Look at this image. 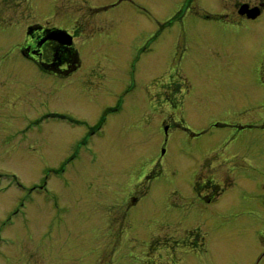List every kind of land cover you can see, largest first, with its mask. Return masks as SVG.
Returning <instances> with one entry per match:
<instances>
[{
    "label": "rangeland",
    "instance_id": "1",
    "mask_svg": "<svg viewBox=\"0 0 264 264\" xmlns=\"http://www.w3.org/2000/svg\"><path fill=\"white\" fill-rule=\"evenodd\" d=\"M85 1L0 0V264H164L158 242L168 239L175 245L177 226L167 234V224L149 213L148 205L163 200L158 194L165 183L162 175L177 164H190L186 154L196 148L191 151L181 140V157L177 140L164 146V126L172 125L181 136L182 126L201 133L216 121L259 119L251 113L228 116L224 106L232 98L223 85L215 90L209 78L197 79L209 105L198 112L197 127L183 108H173L182 104L193 81L183 76V65H167V72L173 35L163 28L209 26L189 16L171 22L183 14L184 0ZM113 4L118 5L101 10ZM37 24L67 30L76 69L62 73L52 67L48 77L22 58L27 28ZM210 30L199 29L205 47L211 36L219 37ZM263 36H248L240 54L261 51ZM206 57L194 58L198 73L215 68ZM69 74L75 77L65 79ZM182 85L186 88L179 92ZM209 93L214 97L208 99ZM120 101L122 113H110L102 132L82 145L107 109H116ZM248 137L260 134L212 129L194 146L207 157L220 143ZM164 149L163 163L175 165L161 163Z\"/></svg>",
    "mask_w": 264,
    "mask_h": 264
},
{
    "label": "flooded vegetation",
    "instance_id": "2",
    "mask_svg": "<svg viewBox=\"0 0 264 264\" xmlns=\"http://www.w3.org/2000/svg\"><path fill=\"white\" fill-rule=\"evenodd\" d=\"M122 1L119 0V3ZM85 2L84 0V4ZM117 5H104L101 10L108 11ZM179 11H183V14L171 22L189 16L195 17L197 21H205L209 26L191 23L180 30H174V26L167 24L164 26L166 28H163V31H172L173 35L171 46L167 50V72V65H183V76L193 81L191 86L186 88L182 85L178 89L180 92L186 88L188 94L182 101L183 106L176 104L173 108H183L182 111L193 120L191 125L197 127L198 112L209 107L205 104V97L198 92L200 89L197 79L209 78L215 82L212 85L215 90L217 84L220 88L223 85L228 90L232 98V101L224 106L228 116H234L232 114L235 113H251V118L259 119L248 122L232 118L216 121L211 123V129L201 133H195L192 128L182 126L181 136L172 125L164 126L163 145L168 147L177 140L176 152L179 156L184 154L178 149L181 140L187 142L191 151L196 147L193 152L186 154L190 164L184 167L177 164L171 174L162 175L165 183L161 185L158 194L163 200L148 205L149 213L157 215L161 222L165 221L167 224L163 228L168 231L167 234L171 232L172 225L177 226L172 231H177L179 236L175 245H168V239L158 242L165 253L164 264H185L189 261L193 264H264V118L261 114L264 111V42L261 51L255 53L258 54L256 57L240 54V46L246 42L248 36L264 33V0H184ZM204 27L211 29L210 33H219L218 39L211 36L207 47L200 43L202 36L199 29L203 30ZM54 31L67 30L32 25L27 28L23 46L20 48L22 58L39 74L48 77L53 75L52 67L58 68L62 73L77 67L74 46L52 39ZM235 54L237 56L229 58ZM208 55L212 64L216 65L215 68L204 74L198 73L194 58L207 56V60ZM97 61L99 62L98 58L95 63ZM101 62H104L103 58ZM208 62L210 64V61ZM70 74L65 79L75 77ZM88 75L89 73L85 75L84 81ZM163 75L166 77L168 74L165 72ZM241 90L244 92L241 93ZM208 96V99L214 97L212 93ZM141 105L143 104H139V107H142ZM122 106L120 101L116 109H107L98 126L92 128L82 145H87L88 138L91 141L102 132L103 125L107 124L106 117L110 113H122ZM145 108L150 111L158 110L157 105H146ZM212 129H235L239 133L256 132L260 137L220 143L215 149V155L204 157L194 144L199 140L196 138H201ZM163 151L161 163L166 157V149ZM163 164L175 165L173 161ZM169 186L175 189L174 194L167 193ZM136 200L137 198H134L131 205L135 206ZM128 230H131V226ZM147 230L149 231L150 227ZM236 239H239L238 243H231ZM169 256L174 259L171 260Z\"/></svg>",
    "mask_w": 264,
    "mask_h": 264
},
{
    "label": "water",
    "instance_id": "3",
    "mask_svg": "<svg viewBox=\"0 0 264 264\" xmlns=\"http://www.w3.org/2000/svg\"><path fill=\"white\" fill-rule=\"evenodd\" d=\"M52 39L59 40L63 44H66V45H72V41H73L72 36H70L67 32H62V31L61 32H58V31L53 32ZM162 154H164V151Z\"/></svg>",
    "mask_w": 264,
    "mask_h": 264
},
{
    "label": "bare ground",
    "instance_id": "4",
    "mask_svg": "<svg viewBox=\"0 0 264 264\" xmlns=\"http://www.w3.org/2000/svg\"><path fill=\"white\" fill-rule=\"evenodd\" d=\"M35 9H33L32 11H34ZM51 9H47V11L46 12H48L47 14H49L50 12L52 13V11H50ZM32 14H34V13H32ZM17 33V32H16ZM15 33V34H16Z\"/></svg>",
    "mask_w": 264,
    "mask_h": 264
}]
</instances>
